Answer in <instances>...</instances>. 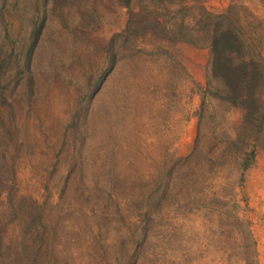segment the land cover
Listing matches in <instances>:
<instances>
[{"label": "rangeland", "instance_id": "obj_1", "mask_svg": "<svg viewBox=\"0 0 264 264\" xmlns=\"http://www.w3.org/2000/svg\"><path fill=\"white\" fill-rule=\"evenodd\" d=\"M38 1L0 0V50L9 45L5 35L14 41L28 35ZM201 1L214 15L234 7L232 12L238 16L232 15L231 20L251 55L264 66V0ZM70 2L54 10L50 5L47 10L34 62L40 95L31 106L23 105L18 120L22 143L14 159L17 214L8 213L6 200L0 196V264L28 262L35 248L34 229L40 230L27 225L23 210L31 205L32 213L42 206L43 223L50 234L44 248L48 246L45 254L51 262L94 264L91 249L101 242L114 247L115 254L107 259L118 258L123 264V250L131 246L137 198L163 196L164 188L156 182L174 164L181 165L182 178L189 177L195 184L182 185L186 190L181 192L172 186L170 199L177 198L179 206L189 204L180 209L177 202L165 201L152 224L150 243L161 245L160 264H264V148L257 149L255 164L241 184L236 157L226 155L224 165L216 168L229 137L240 134L251 142L253 135L243 126V112L226 111L219 102L207 100L200 126L204 145L190 165L184 161L198 135L210 48L202 41L193 47L162 41L149 33H124L129 11L111 3L101 7L97 22L83 32L85 36L75 37L84 21L75 12L79 3L72 6ZM183 3L186 11L180 10ZM199 4L195 0H134L133 11L141 15L149 11L152 17L176 23L184 14L190 19L198 16ZM112 38L116 62L86 120L78 119V129L85 126L74 142L71 121L80 93L88 78L110 67L107 48ZM58 70L62 79L55 75ZM66 132L71 138L63 144ZM3 145L0 142V181L7 178L11 164ZM72 151L77 163L66 179ZM205 163L214 167L211 175ZM53 165L57 169L50 177ZM197 181H202L201 186ZM46 185L49 192L44 190ZM146 255L153 264L154 256Z\"/></svg>", "mask_w": 264, "mask_h": 264}, {"label": "trees", "instance_id": "obj_2", "mask_svg": "<svg viewBox=\"0 0 264 264\" xmlns=\"http://www.w3.org/2000/svg\"><path fill=\"white\" fill-rule=\"evenodd\" d=\"M68 1H71L72 6L75 2L79 3L78 7H75V12L79 20L84 21L79 35L75 37H80L81 33L83 34L84 31L90 29L97 22V14L101 12V7L104 4L111 3L118 7L126 8L129 11L130 18L124 33L140 36L149 33L162 41L186 43L193 47L201 46L200 42L202 41L210 48L209 76L206 82L204 97L201 100L198 111V135L184 161L187 165H190V162L196 159L202 145H204L200 136V126L204 118L207 100H215L226 111L233 109L241 110L243 112V126L249 131L251 136L253 135L251 142L248 143L240 134L235 138L229 137L228 142L220 149L221 155L216 160L220 163L216 168H219L224 165L226 155L236 157L240 173L239 183H243L247 172L255 164L257 149L264 148V66L261 59L251 55L240 29L231 20L232 15L238 16V14L232 12L234 7H228L222 14L214 15L201 5V0H195L198 4L200 3L198 16L190 19V17H186L188 16L187 14H184L178 22L170 23L168 21H161L159 17H152L149 11L146 12V15L134 13V0H39L35 8L36 14L31 19L32 25L30 26L28 35L19 41H14L9 35H5V41L9 45L5 49L0 50V124L3 127L2 129L0 128V142L4 144L3 151L5 155L11 160V164L6 170L7 178L4 181H0V196L6 200L8 213L14 215L17 214L18 210L17 206L13 203L16 196L15 181L17 173L14 159L19 155V146L22 143L18 120L20 119L23 105L31 106L38 100L40 95L35 78L34 62L47 22V10L50 5L53 6L52 10L59 7L62 8ZM182 2L184 0H180V3ZM40 4L42 5L40 6ZM181 5L180 10L186 11V3ZM85 35L83 34L82 37ZM115 43L112 38L107 48V54L109 55V58H107L109 59L110 66L108 70L103 71L94 77V79L88 78L85 82L86 88L83 87L82 93H80L82 94L79 102L80 105L77 107V111L74 113L71 121L75 129V134L73 135L74 142L76 136L83 135L78 130H81L85 126L82 125L78 129V119L79 121L86 120L91 103L100 92L110 70L114 67L117 56V52L114 50ZM56 74L59 79H62L60 70L56 71ZM63 82L65 84L68 83L65 79ZM70 138L66 132L62 135L61 140L65 144ZM72 152L69 168L67 167L66 179L70 178L69 172L77 163V157L74 151ZM209 164L205 163V165L209 166L211 175L214 167ZM179 167L181 165L177 166L174 164L166 171V174L163 176L164 178L161 177L157 180L156 183L159 184V187L164 188L163 196L155 197V195L149 194L147 197L137 198L138 212L134 213L136 220L131 225V246L125 247L123 250V264H152L146 255L148 253H150L151 257L154 256L155 262L153 264H160L161 245L160 243H150V235L155 230V226L152 227V224L159 218L164 202L167 200L173 201L170 199V194L168 193L173 189L172 186H174L176 191L181 192L185 189V185L193 186L195 184V180L180 176L178 173ZM80 168L82 171V167ZM56 169L57 166L53 165L52 171L49 174L50 177L54 175ZM211 182L210 189L215 198L217 193L214 190L215 188L212 187L213 184ZM80 184L84 186L83 182H80ZM197 184L201 186L202 181H197ZM204 184L207 188L209 187L206 182ZM44 190L49 192L48 185L45 186ZM173 202H177L176 205L179 206L177 198ZM188 204L185 203L179 206V208L181 209ZM27 208L28 210H23V213H26L28 216L27 225L34 224V226L40 227V230L38 228L34 229L36 235L33 246L35 248L33 247V250L29 253V260L26 264H69L67 261L63 263L57 260L54 262L50 261L49 255L45 254L48 251V246L44 248V244L50 238V234H48L47 227L43 223L42 206L37 208V210H33L34 213L30 211L32 205ZM252 246L254 247L253 242ZM91 250L96 256V258L92 259L94 264H101L104 261H108L107 264H121L118 258L107 259L108 256L115 254L113 246L104 245L99 242V245L94 246ZM255 252L254 250L251 263L254 262ZM99 257L100 259H97ZM166 264L180 263L169 261Z\"/></svg>", "mask_w": 264, "mask_h": 264}]
</instances>
